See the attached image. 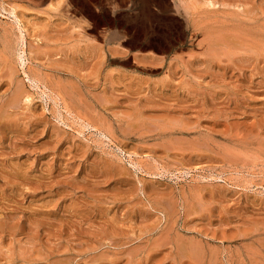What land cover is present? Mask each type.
Returning a JSON list of instances; mask_svg holds the SVG:
<instances>
[{
  "label": "rangeland",
  "instance_id": "rangeland-1",
  "mask_svg": "<svg viewBox=\"0 0 264 264\" xmlns=\"http://www.w3.org/2000/svg\"><path fill=\"white\" fill-rule=\"evenodd\" d=\"M93 1L0 0V264H264V0Z\"/></svg>",
  "mask_w": 264,
  "mask_h": 264
},
{
  "label": "crops",
  "instance_id": "crops-1",
  "mask_svg": "<svg viewBox=\"0 0 264 264\" xmlns=\"http://www.w3.org/2000/svg\"><path fill=\"white\" fill-rule=\"evenodd\" d=\"M102 1H104V0H102ZM108 1H109V4L112 7H114V10H110V15L113 16V17H115V20H116L117 14H119V11L116 10L115 7H120V8H126V7H133L134 8V7H136L137 10H138L137 12H135L134 10H132V11L130 10L127 13L130 16H133L135 14L134 15L135 17L132 18L131 20H136V22H134V23H137L138 26H136V27H137L138 30H152V29H156V27L154 28V27L150 26L151 23L153 25L160 16L168 13L167 11L164 10V7L166 5H169L170 7H172V3H173L172 2L173 0H154V1L153 0H146V4H147L146 6L148 8L147 10H150L149 11L150 17L147 19L146 22H144V26H143L142 25L143 23L141 24V23L138 22V18L140 16L139 15L140 14V11H139V8H138L140 6V4H141L140 3V0H108ZM162 1H163V3H162ZM89 3L93 6L94 1L93 0H85V6H86V8H88ZM96 5L98 7L101 6L99 3H96ZM151 15H153V16L151 17ZM136 17H137V19H136ZM154 19H156V20H154ZM149 20H152V22H150ZM149 23H150V25H149ZM136 27H132V29H136Z\"/></svg>",
  "mask_w": 264,
  "mask_h": 264
},
{
  "label": "bare ground",
  "instance_id": "bare-ground-1",
  "mask_svg": "<svg viewBox=\"0 0 264 264\" xmlns=\"http://www.w3.org/2000/svg\"><path fill=\"white\" fill-rule=\"evenodd\" d=\"M154 1V0H153ZM140 6L138 7L139 8V11H140V16H139V18H138V22L139 23H143L144 24V22H146V20L150 17V14H149V11L150 10H147L148 8H147V4H146V0H140ZM151 3V2H150ZM162 3H163V1H162ZM151 7V6H150ZM162 7V6H161ZM154 8V7H153ZM162 9V8H161ZM154 11V10H153ZM159 14V13H158ZM160 15V14H159ZM153 15H151V17H152ZM155 16V15H154ZM157 16V15H156ZM161 17V16H160ZM166 17V16H165ZM136 19H137V17H136ZM153 19V18H152ZM169 19H171V18H169ZM154 20H156V19H154ZM158 20H160V19H158ZM150 21V20H149ZM157 21V20H156ZM134 22H135V20H134ZM156 23V22H155ZM160 23V22H159ZM136 25H137V23H135ZM142 24V25H143ZM146 24V23H145ZM152 24V23H151ZM149 25H150V23H149ZM140 26V25H139ZM144 26V25H143ZM163 26V25H162ZM142 28V27H141ZM136 29H137V27H136ZM136 31V30H135ZM16 99V98H15Z\"/></svg>",
  "mask_w": 264,
  "mask_h": 264
}]
</instances>
